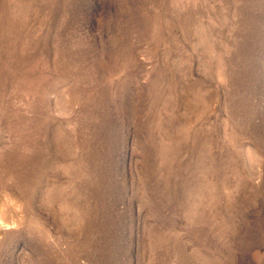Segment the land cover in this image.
<instances>
[{
  "label": "rangeland",
  "instance_id": "rangeland-1",
  "mask_svg": "<svg viewBox=\"0 0 264 264\" xmlns=\"http://www.w3.org/2000/svg\"><path fill=\"white\" fill-rule=\"evenodd\" d=\"M0 264H264V0H0Z\"/></svg>",
  "mask_w": 264,
  "mask_h": 264
}]
</instances>
